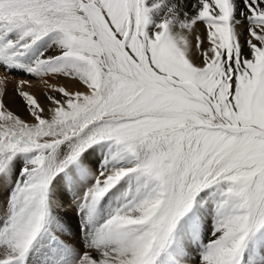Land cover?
Listing matches in <instances>:
<instances>
[{
    "label": "snow or ice",
    "instance_id": "obj_1",
    "mask_svg": "<svg viewBox=\"0 0 264 264\" xmlns=\"http://www.w3.org/2000/svg\"><path fill=\"white\" fill-rule=\"evenodd\" d=\"M193 7L0 0V264H264V0Z\"/></svg>",
    "mask_w": 264,
    "mask_h": 264
},
{
    "label": "rangeland",
    "instance_id": "obj_2",
    "mask_svg": "<svg viewBox=\"0 0 264 264\" xmlns=\"http://www.w3.org/2000/svg\"><path fill=\"white\" fill-rule=\"evenodd\" d=\"M147 1V2H146ZM183 0H145V6L149 8V15H150V23L146 26V31L148 32V35L150 37L153 36L154 31H158L157 25L162 22L165 19H168L169 16H174V19L172 20L170 27L175 30L178 23L180 21H187L191 19L192 16L195 15L196 9L193 7L194 0H189L187 2L188 6H184L185 3L182 2ZM184 6V7H183ZM165 7V8H164ZM183 8V9H182ZM185 8V9H184ZM199 27H203L202 24H197L195 26V30H197ZM197 28V29H196ZM198 31H193L190 33V42L194 45L195 44V35ZM194 33V35H193ZM195 49L193 48V52ZM2 71V70H0ZM3 72V71H2ZM12 76V78H11ZM11 78L10 82L13 81V83L9 82L7 85V91L6 94L3 96V103L6 105V107L13 111L15 114L19 115L23 119L29 118L25 112V106L21 100V98L14 92V87L16 84V81L19 79H27L32 82L38 83L37 80H35L32 77H27V75L19 72H13L9 74V79ZM64 83L69 84L70 87L79 88V84L76 83H70L67 80H50V83ZM33 85H36L35 83H32ZM43 86L38 85V87L35 89V92L30 91L26 88V90L30 91L31 93L39 92V94L35 95L40 103L47 106V101L43 95L44 88L42 90ZM40 91L41 95H40ZM43 100V101H42ZM45 100V102H44ZM12 102V103H11ZM43 102V103H42ZM66 209V208H65ZM74 208H67L68 213H73ZM67 212V211H66Z\"/></svg>",
    "mask_w": 264,
    "mask_h": 264
},
{
    "label": "bare ground",
    "instance_id": "obj_3",
    "mask_svg": "<svg viewBox=\"0 0 264 264\" xmlns=\"http://www.w3.org/2000/svg\"><path fill=\"white\" fill-rule=\"evenodd\" d=\"M188 1H189V0H183V1H182L183 3H185L184 6H185V5H186V7L188 6V4H187ZM146 2H147V1H146ZM175 3H176V0H175ZM184 6H183V7H184ZM164 8H165V7H164ZM182 9H183V8H182ZM184 9H185V8H184ZM202 28H203V27H199L198 29L196 28L197 30H195V28H194V31H200V30H202ZM193 35H194V33H193ZM3 74H4V73H3L2 71H0V75H3ZM27 77H28V76H27ZM11 78H12V76H11ZM11 78L9 79V82H10ZM13 81H14V80H13ZM13 81H11V82L13 83ZM11 82H10V83H11ZM32 83H35L36 85H33ZM53 83H54V82H53ZM13 84H14V83H13ZM31 84H32V87H31V88H27V89H29V90L32 91V92H35V89L38 87V85H40L39 82L36 83V82H32V81H31ZM41 86H42V85H41ZM38 89H40V88H38ZM42 89H43V88H42ZM42 89H40V90H42ZM42 91L44 92V90H42ZM42 91H40V95H41V92H42ZM43 92H42V93H43ZM33 94H34V95H37V94H39V92H36V94H35V93H33ZM40 101H41V100H40ZM40 101H39V102H40ZM42 101H43V100H42ZM44 102H45V100H44ZM11 103H12V102H11ZM42 103H43V102H42ZM44 105H45V104H44ZM27 119H30V118H27ZM71 209H72V208H71ZM73 210H74V209H73ZM59 211H60V212H66V211H67V213H68V210L65 209V208H61ZM68 215L71 216L72 213H68Z\"/></svg>",
    "mask_w": 264,
    "mask_h": 264
}]
</instances>
